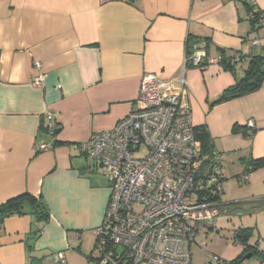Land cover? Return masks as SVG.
Listing matches in <instances>:
<instances>
[{
  "label": "crops",
  "instance_id": "1",
  "mask_svg": "<svg viewBox=\"0 0 264 264\" xmlns=\"http://www.w3.org/2000/svg\"><path fill=\"white\" fill-rule=\"evenodd\" d=\"M252 1L264 10V0ZM248 11L242 0H0V205L27 195L17 210L0 212V264H32L33 257L53 264L58 251L68 263L74 254L68 251L97 235L111 188L77 145L132 111L145 73L162 80L185 73L193 124L209 130L226 176L234 168L244 173L242 158L264 157V83L252 94L212 104L244 75L251 56L264 55V27L254 28ZM189 34L208 40L209 58L241 54L235 72L218 63L185 68ZM256 37L261 45L252 43ZM37 61L46 74L43 87L32 84ZM41 142L49 146L35 150ZM258 172L264 177L263 167L248 180ZM37 199L48 208L47 219ZM236 246L231 260L244 253Z\"/></svg>",
  "mask_w": 264,
  "mask_h": 264
},
{
  "label": "built area",
  "instance_id": "2",
  "mask_svg": "<svg viewBox=\"0 0 264 264\" xmlns=\"http://www.w3.org/2000/svg\"><path fill=\"white\" fill-rule=\"evenodd\" d=\"M252 43L261 45V40ZM206 56L204 48L194 46V63L203 69ZM219 60L220 55L210 58L211 63ZM35 65L39 72L32 84L43 87L46 74L40 62ZM188 95L185 73L171 80L145 73L132 111L114 128L95 132L77 145L101 168L111 188L97 229L100 264H120L127 257L130 264H194L192 244L200 228L227 217L222 156L217 151L211 157L203 154ZM47 118L52 121L55 114L48 112ZM247 125L255 127V121ZM50 131L56 134L57 127ZM48 146L41 142L35 150ZM55 258L66 262L64 251ZM211 259L220 262L217 256Z\"/></svg>",
  "mask_w": 264,
  "mask_h": 264
},
{
  "label": "trees",
  "instance_id": "3",
  "mask_svg": "<svg viewBox=\"0 0 264 264\" xmlns=\"http://www.w3.org/2000/svg\"><path fill=\"white\" fill-rule=\"evenodd\" d=\"M242 1L244 2L247 9L249 10L248 11L249 19L252 22V25L254 26V28L260 29L264 27V25L262 24V19H264V10L260 9L257 6V4L252 0H249V1L242 0ZM129 2L134 4L136 0H129ZM203 43L204 42L197 36H194L192 34H189L187 36L186 41H185V66L186 68L197 67V68L203 69L194 63L193 52H194L195 45L199 48H204L207 52V56L202 59L200 66L205 65V67H207L209 64H211L210 62L211 57L209 58V50H208L209 49L208 47L210 44L208 40L205 44ZM219 55H220V60L218 64H220L225 69L230 70L232 72H235V65L238 62H240L243 58L241 54L227 55L225 51H220L217 56ZM263 83H264V55L251 56L249 58L248 66L244 72V75L241 78H238L235 84L225 89L218 96V98L212 102V104L227 102L233 99L241 98L246 95L252 94L258 91L262 87ZM236 130H240L239 127H236ZM243 130L245 134L249 135L246 130V127ZM194 133H195V138L201 144L204 155L208 157L212 155L213 151L219 152L217 149H215L211 134L205 125L195 126ZM241 160L246 165V168L243 174L248 175V176L252 174L253 172L259 170L260 168L264 167V157H259V158L249 157L247 159L242 158ZM207 161L208 159H206L204 165L209 162ZM221 165H222V170H223V161ZM224 180H225V176H224ZM247 180L248 178L244 179L243 181H247ZM25 196L21 195L19 197L13 198L12 200L4 203L3 205H0V212L1 213L12 212L14 208H16L15 210H17L18 209L17 206H19V200H21V198ZM223 196H224V191H223ZM31 197L35 198L33 196ZM263 201H264V197H263ZM36 209L42 219H47L49 217L48 208L42 201L40 202V200L38 199H37ZM210 228L212 229L213 227H210ZM253 229L255 228L254 227H240L236 230V234H235L236 237H234V239L237 241V243H240L244 247V253L241 256L237 257L236 259L227 262L228 264H240L244 258V255L250 252L252 253L253 256L256 255L259 258H263L261 260H264V250L263 249L260 250L258 248L259 243L258 242H256L255 244L251 243V240L254 235ZM94 247L100 251V236L98 233L96 235V242H95ZM94 250H91L87 254L86 256L87 264H100L101 257L100 255L98 256L95 255L93 252ZM56 253L57 252L53 253V261H54L53 264H62L56 261V258H55ZM43 261L44 259L41 257L32 258V264H44ZM65 261H66L65 264H68L67 259ZM124 261L125 262H121L120 264H130L129 257H127V259H124Z\"/></svg>",
  "mask_w": 264,
  "mask_h": 264
},
{
  "label": "rangeland",
  "instance_id": "4",
  "mask_svg": "<svg viewBox=\"0 0 264 264\" xmlns=\"http://www.w3.org/2000/svg\"><path fill=\"white\" fill-rule=\"evenodd\" d=\"M229 170L228 175L224 173V200L226 209L230 211V216L219 219L212 229L207 227V231L201 230L199 238L208 237L207 246L194 245L193 263L194 264H220L217 261H210V256L217 254L221 256L222 263L225 260H231L237 253V241L234 239L236 230L240 227H254L253 243L258 241L262 243V234H264V177L258 172L250 180H240V175H236L237 169ZM259 171V170H258ZM205 230V228H203ZM207 232V233H206ZM260 237V238H258ZM198 238V240H199ZM96 234L94 237H84L81 247H75L68 251V255L74 251L71 257H68V264H87V254L94 250L95 255H100L95 246ZM198 242V241H197ZM214 253V254H213ZM224 255H223V254ZM227 261V262H228ZM258 256L246 258L244 264H258Z\"/></svg>",
  "mask_w": 264,
  "mask_h": 264
},
{
  "label": "water",
  "instance_id": "5",
  "mask_svg": "<svg viewBox=\"0 0 264 264\" xmlns=\"http://www.w3.org/2000/svg\"><path fill=\"white\" fill-rule=\"evenodd\" d=\"M251 256H252V253L250 252V253H247V254L244 256V258L251 257Z\"/></svg>",
  "mask_w": 264,
  "mask_h": 264
}]
</instances>
